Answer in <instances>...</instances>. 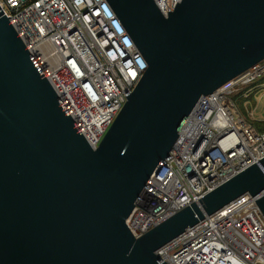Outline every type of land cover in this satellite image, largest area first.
Instances as JSON below:
<instances>
[{"label": "water", "instance_id": "water-1", "mask_svg": "<svg viewBox=\"0 0 264 264\" xmlns=\"http://www.w3.org/2000/svg\"><path fill=\"white\" fill-rule=\"evenodd\" d=\"M146 68L97 148L0 8V264H167L156 250L249 194L264 157L139 237L126 226L198 100L264 59V0H106Z\"/></svg>", "mask_w": 264, "mask_h": 264}, {"label": "built area", "instance_id": "built-area-1", "mask_svg": "<svg viewBox=\"0 0 264 264\" xmlns=\"http://www.w3.org/2000/svg\"><path fill=\"white\" fill-rule=\"evenodd\" d=\"M153 1L166 16L181 0ZM0 8L87 143L97 148L147 66L108 2L0 0ZM263 77L264 59L198 100L135 200L126 220L134 237L264 157V131L232 99ZM155 253L167 264H264V216L252 196L241 195Z\"/></svg>", "mask_w": 264, "mask_h": 264}, {"label": "rangeland", "instance_id": "rangeland-1", "mask_svg": "<svg viewBox=\"0 0 264 264\" xmlns=\"http://www.w3.org/2000/svg\"><path fill=\"white\" fill-rule=\"evenodd\" d=\"M260 81L261 79L254 83L257 84ZM232 99L241 115L251 123L264 120V84L255 87L249 85L241 93L232 95Z\"/></svg>", "mask_w": 264, "mask_h": 264}, {"label": "trees", "instance_id": "trees-1", "mask_svg": "<svg viewBox=\"0 0 264 264\" xmlns=\"http://www.w3.org/2000/svg\"><path fill=\"white\" fill-rule=\"evenodd\" d=\"M261 83H264V77L263 78H261V81H260ZM259 82V83H260ZM258 84V83H257ZM255 85V83L254 84H252V86H254ZM247 120V119H246ZM251 125H253L258 131H264V120H262V121H255V122H253V123H251L249 120H247Z\"/></svg>", "mask_w": 264, "mask_h": 264}]
</instances>
